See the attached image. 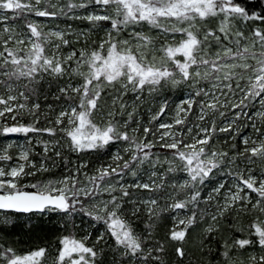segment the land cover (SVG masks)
Listing matches in <instances>:
<instances>
[{
    "label": "snow or ice",
    "instance_id": "6c2138e0",
    "mask_svg": "<svg viewBox=\"0 0 264 264\" xmlns=\"http://www.w3.org/2000/svg\"><path fill=\"white\" fill-rule=\"evenodd\" d=\"M0 134V264H264V0H0Z\"/></svg>",
    "mask_w": 264,
    "mask_h": 264
},
{
    "label": "trees",
    "instance_id": "16d2710c",
    "mask_svg": "<svg viewBox=\"0 0 264 264\" xmlns=\"http://www.w3.org/2000/svg\"><path fill=\"white\" fill-rule=\"evenodd\" d=\"M62 2H63V0H62ZM77 12H79V10H77ZM67 23L72 24L73 27H77L78 26L81 29H83L87 25V21H83V20H79V19L72 20L70 18L67 19ZM92 39H95V35H93L91 37V39H89V45H91V40ZM41 123H43V121H41ZM20 139H22V141H23V139H24V135L23 134L15 136V142H19ZM6 142H7V140H6L5 136L3 134H0V147H3L6 144ZM229 143H231V141H229ZM256 167L257 168L260 167L259 163H257ZM2 213L3 212H0V214H2ZM16 236L17 237H21V238L25 239L26 241H29V243H31L33 246L36 245V244L43 243V239L41 238V235H35L33 237H28V236L24 235V232H23L22 229H17ZM29 243L18 244L17 247H18L19 250H25L29 246Z\"/></svg>",
    "mask_w": 264,
    "mask_h": 264
},
{
    "label": "rangeland",
    "instance_id": "374dc122",
    "mask_svg": "<svg viewBox=\"0 0 264 264\" xmlns=\"http://www.w3.org/2000/svg\"><path fill=\"white\" fill-rule=\"evenodd\" d=\"M17 135H20V134H8L9 138L12 139V141H15V136ZM19 142H23L22 139H20ZM13 151H15V148H13Z\"/></svg>",
    "mask_w": 264,
    "mask_h": 264
},
{
    "label": "water",
    "instance_id": "95a60500",
    "mask_svg": "<svg viewBox=\"0 0 264 264\" xmlns=\"http://www.w3.org/2000/svg\"><path fill=\"white\" fill-rule=\"evenodd\" d=\"M4 210H0V212H3Z\"/></svg>",
    "mask_w": 264,
    "mask_h": 264
}]
</instances>
